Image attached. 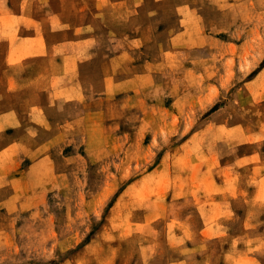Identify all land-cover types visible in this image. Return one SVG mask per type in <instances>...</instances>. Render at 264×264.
Masks as SVG:
<instances>
[{
    "label": "rangeland",
    "instance_id": "1",
    "mask_svg": "<svg viewBox=\"0 0 264 264\" xmlns=\"http://www.w3.org/2000/svg\"><path fill=\"white\" fill-rule=\"evenodd\" d=\"M177 207L264 264V0H0V264H171Z\"/></svg>",
    "mask_w": 264,
    "mask_h": 264
},
{
    "label": "crops",
    "instance_id": "2",
    "mask_svg": "<svg viewBox=\"0 0 264 264\" xmlns=\"http://www.w3.org/2000/svg\"><path fill=\"white\" fill-rule=\"evenodd\" d=\"M225 1L227 3H240L243 0H210L211 3L217 4L218 6L221 2ZM185 7H188V5L181 6V8ZM189 11L190 14L186 12V15H184L185 13L183 11V15H180V18L182 19L181 21H186V19L190 17H199L198 12H196V10H194L192 7L191 9L189 8ZM188 30L189 29H187V26H184L180 30V33H187ZM122 56L126 59L129 56L128 50L125 53H121L120 55H118L117 58H120L119 60L123 61L121 60ZM64 58L65 59L62 61V66L64 70L68 69L71 72H75L78 69V63L77 58L75 57V53L69 52L68 56ZM55 77L57 76L54 74L52 79ZM62 77L67 78L68 76L63 75ZM71 82L72 81H70L69 83ZM58 89L59 88L57 87L53 88L54 100L59 98L56 96V94L58 93ZM76 98L79 100V102H81V97L78 96ZM64 100H66V98ZM177 208H182L181 215L176 217L178 219L177 221H182L181 223H184L185 227L188 229V233H186L183 240L180 242V253L176 257L175 261L171 264H200V260H204V257H202V255L208 251L206 248V252H204V250L199 251L200 247H204L203 243L205 241L220 239L221 229L228 230L230 226L234 224L233 220L228 218V211H230L232 215H234V213H238V209L240 207H188L187 209L186 207ZM241 222V225L246 228L247 219L241 220ZM240 235H231V241L234 242V240H236L239 244L241 243V241H243L245 242L244 244H248V242L246 241V236ZM258 240V236L255 235L252 236L251 242H255ZM246 250L247 245H245V247L243 248H240L239 250H235L232 246V243L229 244V247L224 250V263L228 262L229 264H237L238 261H240L241 259L249 258L252 260L250 261V264H262L260 260L253 259L252 257H249L248 255L244 254ZM200 256L202 258H200ZM201 264H203V262Z\"/></svg>",
    "mask_w": 264,
    "mask_h": 264
}]
</instances>
